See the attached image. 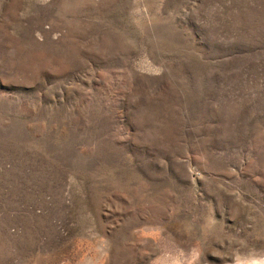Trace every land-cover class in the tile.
<instances>
[{"label":"rangeland","instance_id":"rangeland-1","mask_svg":"<svg viewBox=\"0 0 264 264\" xmlns=\"http://www.w3.org/2000/svg\"><path fill=\"white\" fill-rule=\"evenodd\" d=\"M0 264H264V0H0Z\"/></svg>","mask_w":264,"mask_h":264}]
</instances>
